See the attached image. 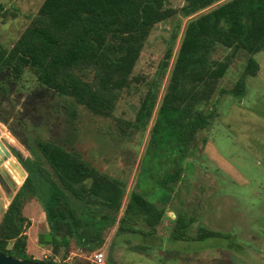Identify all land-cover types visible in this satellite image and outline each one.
Here are the masks:
<instances>
[{"label": "trees", "instance_id": "trees-1", "mask_svg": "<svg viewBox=\"0 0 264 264\" xmlns=\"http://www.w3.org/2000/svg\"><path fill=\"white\" fill-rule=\"evenodd\" d=\"M192 15L175 53L177 35L172 34L153 77L136 75L135 68L154 27ZM263 49L264 0H185L180 7H173L168 0H44L11 47L0 42V73L9 74L6 82L0 80V87L8 93L9 84L21 82L29 72L45 90L73 99L95 116L115 119L117 137L124 141L147 129L168 74L145 156L151 146L171 143L191 158L198 134L216 117L217 110L207 106L217 93L246 94V77L259 73L261 66L255 54ZM240 57L245 60L242 74L231 87L221 86ZM137 81H145L147 91L136 118H116L114 112L123 91ZM32 138V156L14 144L8 145L27 177L2 213L0 252L19 258L68 264L53 256L35 259L29 255L27 230L31 220L24 213V205L32 198L44 207L53 255L65 259L73 247L86 253L102 248L106 233L116 224L120 233L156 235L168 215L167 208L173 209L174 191L186 175L182 165L161 174L165 196L155 201L138 189L137 182L120 215L126 181L58 140L42 139L39 134ZM183 197L179 201L183 208L175 209L172 219L173 239L224 235L207 229L191 235L194 217L185 206L187 196ZM140 221L146 224L145 229H138ZM77 264L96 263L85 259Z\"/></svg>", "mask_w": 264, "mask_h": 264}, {"label": "rangeland", "instance_id": "rangeland-1", "mask_svg": "<svg viewBox=\"0 0 264 264\" xmlns=\"http://www.w3.org/2000/svg\"><path fill=\"white\" fill-rule=\"evenodd\" d=\"M43 1L0 0V42L4 46L14 44ZM168 1L173 7H180L185 2ZM192 17H176L155 26L134 73L151 79L171 43L172 34L177 35L175 53L186 22ZM255 57L261 68L257 75L246 77V94L220 96L217 93L207 106V109L217 110L216 117L208 129L198 134L197 147L191 158H186L181 154V148L171 143L153 145L145 156L150 128L164 95L168 74L163 79L147 129L124 141L117 137L115 119L95 116L73 99L45 90L31 73L27 72L21 82L14 84L17 92L39 93V120L35 127L39 138L58 140L82 153L92 164L103 167L108 174L127 182L120 215L137 182L138 189L155 201L165 196L162 175L175 171L177 165L185 168L186 175L174 191L173 209L158 227L157 234L120 233L116 224L106 233L101 248L106 255L104 264H264V49ZM244 63V58H238L222 79L221 86L231 87L242 74ZM146 91L145 81L134 82L125 89L117 103L115 117L135 119ZM31 128L32 125L29 130ZM0 136L7 146L14 144L28 156L34 153L30 148H35L33 132L25 141H20L5 123L0 122ZM21 185L22 182L19 187ZM184 194L187 196L184 200L187 211L194 217L191 235L195 236L202 229L216 230L224 235L184 240L172 238V219L176 217L175 209L183 208L179 201L184 199ZM1 209L0 203V220ZM24 213L31 220L27 230L28 247H31L29 255L35 259L53 256L54 260L68 264L85 259L93 261L96 251L86 253L73 247L63 259L60 254L53 255L50 245L39 243V233L49 230L39 200L30 199L24 205ZM137 227L145 229L146 224L140 221Z\"/></svg>", "mask_w": 264, "mask_h": 264}, {"label": "flooded vegetation", "instance_id": "flooded-vegetation-1", "mask_svg": "<svg viewBox=\"0 0 264 264\" xmlns=\"http://www.w3.org/2000/svg\"><path fill=\"white\" fill-rule=\"evenodd\" d=\"M8 76V71L0 73L1 82H6ZM9 85V92L6 94L0 87V122L5 123L20 141H25L30 132L37 134L35 127L39 120L37 116L39 93L37 91L34 94L33 92H17L16 85L12 83ZM31 125L32 128L29 130ZM5 139L8 142V138L5 137Z\"/></svg>", "mask_w": 264, "mask_h": 264}, {"label": "water", "instance_id": "water-1", "mask_svg": "<svg viewBox=\"0 0 264 264\" xmlns=\"http://www.w3.org/2000/svg\"><path fill=\"white\" fill-rule=\"evenodd\" d=\"M27 171L22 164L15 158L10 147L5 144L0 136V185L6 192L8 199L11 200L19 184L25 181ZM39 243L43 246L52 243V234L40 232L38 236ZM0 264H56L53 262H42L31 259L19 258L13 255L0 252Z\"/></svg>", "mask_w": 264, "mask_h": 264}, {"label": "crops", "instance_id": "crops-1", "mask_svg": "<svg viewBox=\"0 0 264 264\" xmlns=\"http://www.w3.org/2000/svg\"><path fill=\"white\" fill-rule=\"evenodd\" d=\"M9 202H10V200L8 199L6 192L3 190V188L0 185V203H1L2 213L7 208ZM186 202L188 203V201H186ZM167 209H168V211H167V213H168L169 211H171V206L168 207ZM29 250H31V247L29 248Z\"/></svg>", "mask_w": 264, "mask_h": 264}, {"label": "built area", "instance_id": "built-area-1", "mask_svg": "<svg viewBox=\"0 0 264 264\" xmlns=\"http://www.w3.org/2000/svg\"><path fill=\"white\" fill-rule=\"evenodd\" d=\"M105 251L103 249H99L97 250L95 253H94V256H93V261L96 263V264H104V260H105Z\"/></svg>", "mask_w": 264, "mask_h": 264}, {"label": "clouds", "instance_id": "clouds-1", "mask_svg": "<svg viewBox=\"0 0 264 264\" xmlns=\"http://www.w3.org/2000/svg\"><path fill=\"white\" fill-rule=\"evenodd\" d=\"M101 249V248H100ZM82 251V250H81Z\"/></svg>", "mask_w": 264, "mask_h": 264}]
</instances>
